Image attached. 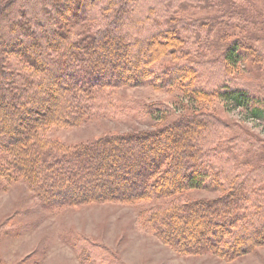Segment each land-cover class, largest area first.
<instances>
[{"label":"trees","instance_id":"16d2710c","mask_svg":"<svg viewBox=\"0 0 264 264\" xmlns=\"http://www.w3.org/2000/svg\"><path fill=\"white\" fill-rule=\"evenodd\" d=\"M183 1L172 8V0H7L0 8V175L33 185L48 209L176 196L144 212V227L182 255L229 261L264 246V188L257 187L264 160L256 167L238 162V144L219 146L227 132L215 140L205 136L218 121L203 110L69 152L42 138L50 126L87 122L99 94L119 86H174L192 101L216 96L264 119V45L263 53L241 39L226 46V68L249 59L260 71L244 66L250 78L238 77L241 85L223 82L207 91L189 74L198 71L199 58L213 63L205 54L213 52L216 25L182 22L189 7ZM193 48L201 52L191 61ZM147 112L165 115L160 107ZM205 189L219 196L184 197Z\"/></svg>","mask_w":264,"mask_h":264},{"label":"rangeland","instance_id":"374dc122","mask_svg":"<svg viewBox=\"0 0 264 264\" xmlns=\"http://www.w3.org/2000/svg\"><path fill=\"white\" fill-rule=\"evenodd\" d=\"M6 1L0 0V8ZM179 1L172 0V8L181 5ZM198 2L184 0L183 4L189 7H185V14L180 18L182 22L204 20L216 25L212 33L213 52L205 54L213 63H204L199 58L201 50L197 54L196 48L191 49L187 59L189 56L191 61L199 58L201 64L189 77L197 78L207 91L223 82L241 85L238 77L250 78L244 66L248 71L252 67L260 71L261 66L250 64L246 59L232 69L226 68L221 63L222 52L237 39L247 44L249 41L252 47L262 50L264 0H214L206 6ZM222 11H226L223 18ZM173 60L174 56L172 63ZM261 76H264V68ZM187 95L190 96L174 86L172 89L151 85L105 89L99 94L93 115L87 122L70 128L50 126L42 138L69 152L106 135L149 132L172 123L180 115L201 109L218 121L208 128L205 136L215 140L227 132V140H221L219 146L238 144L242 149L238 162L248 159L251 166L256 167L264 160V119H253L245 110L218 100L216 96L192 101ZM261 97L264 98V89ZM159 107L165 114L162 120L158 118L162 114L149 115L147 112ZM221 124L228 130H222ZM263 184L264 173L257 187L264 188ZM217 196L219 193L214 189L191 190L184 194L190 201ZM175 197L149 198L131 204L89 202L48 209L41 203L33 185L20 179L7 183L0 175V264H85V258L96 260L95 264H264V246L225 261L210 254L182 255L150 233L142 224L144 212L167 204Z\"/></svg>","mask_w":264,"mask_h":264}]
</instances>
